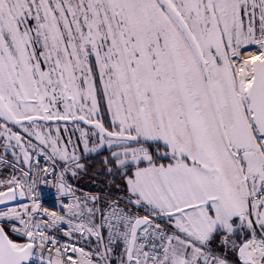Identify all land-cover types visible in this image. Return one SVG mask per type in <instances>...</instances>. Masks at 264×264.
Instances as JSON below:
<instances>
[{
  "label": "snow or ice",
  "instance_id": "obj_1",
  "mask_svg": "<svg viewBox=\"0 0 264 264\" xmlns=\"http://www.w3.org/2000/svg\"><path fill=\"white\" fill-rule=\"evenodd\" d=\"M0 264H264V0H0Z\"/></svg>",
  "mask_w": 264,
  "mask_h": 264
},
{
  "label": "built area",
  "instance_id": "obj_2",
  "mask_svg": "<svg viewBox=\"0 0 264 264\" xmlns=\"http://www.w3.org/2000/svg\"><path fill=\"white\" fill-rule=\"evenodd\" d=\"M54 199V196L49 197V202L51 203L52 201H54Z\"/></svg>",
  "mask_w": 264,
  "mask_h": 264
}]
</instances>
